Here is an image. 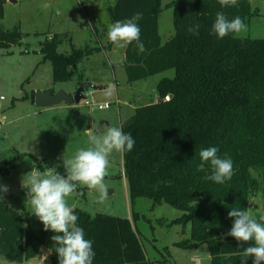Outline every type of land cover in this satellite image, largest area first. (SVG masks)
Masks as SVG:
<instances>
[{"label": "trees", "instance_id": "1", "mask_svg": "<svg viewBox=\"0 0 264 264\" xmlns=\"http://www.w3.org/2000/svg\"><path fill=\"white\" fill-rule=\"evenodd\" d=\"M4 2L0 0V20ZM164 8L173 10V35L162 43L157 25L161 0H114L108 7L113 23L141 14L136 23L145 51L140 52L135 42L124 49L127 82L174 70L172 78L157 83L160 102L138 106L120 121L122 131L135 140L133 149L122 153V177L131 199L147 198L152 206L165 202L181 211L172 223L189 224V238L175 246L192 249L206 244L209 264H241L243 248L254 242L241 243L225 234L234 220L228 212L249 210L251 196L264 190V39L210 34L217 12L229 20L239 16L246 23L255 13L250 0L227 7L218 0H171ZM196 23L201 25L199 35L187 31ZM21 34L17 27L0 26V49L20 44ZM59 43L54 34L40 46L43 61L51 63L53 82L67 81L69 68L92 52L59 53ZM30 96L33 103V91ZM208 147H217L218 156L233 161L230 181L204 179L210 165L198 169L199 152ZM261 215L253 214L257 220ZM77 217L85 238L93 241V264H154L145 256L134 215ZM52 235L44 228L25 227L20 212L0 200V256L20 263L46 248L48 264H59ZM247 264H253L252 257Z\"/></svg>", "mask_w": 264, "mask_h": 264}, {"label": "rangeland", "instance_id": "2", "mask_svg": "<svg viewBox=\"0 0 264 264\" xmlns=\"http://www.w3.org/2000/svg\"><path fill=\"white\" fill-rule=\"evenodd\" d=\"M170 1L161 0L162 10L157 18L162 43L173 35V10L164 8ZM113 4L114 0H83L82 3L79 0H5L2 4L0 26L17 27L22 37L20 44L8 50L0 49V185L9 189L0 200L20 212L25 227L44 228L32 213L27 203V189L21 184L33 166L42 171L55 167L66 175L63 159L89 146L86 132L100 134L109 125L120 126L121 120L133 114L134 107L157 101V83L161 78L174 76V70L169 69L127 82L122 66L125 48L113 44L107 37L109 26L114 24L108 12ZM250 6L255 13L245 23L246 30L235 35L264 39V0H250ZM54 34L60 39L59 53L92 50L75 67L69 68L65 82H53L51 63L43 61L40 53L41 44ZM79 84L87 85L79 103L62 102L38 108L31 102L32 91H43L48 86L75 91ZM109 86L114 88L111 96L106 95ZM105 103H109L108 108L97 107ZM109 160V173L105 177L107 200L99 203L97 191L78 186L68 198L74 214L82 220L96 213L128 219L134 215L133 225L145 256L154 264H209L206 244L192 249L174 245L189 238V224L172 223L181 211L165 202L152 206L150 199H131L122 177V153L113 152ZM12 164L8 172H3ZM249 210L252 215L264 213V190L251 196ZM0 264L27 263L0 256Z\"/></svg>", "mask_w": 264, "mask_h": 264}, {"label": "clouds", "instance_id": "3", "mask_svg": "<svg viewBox=\"0 0 264 264\" xmlns=\"http://www.w3.org/2000/svg\"><path fill=\"white\" fill-rule=\"evenodd\" d=\"M222 7L235 6L238 0H218ZM141 18L136 13L131 19L116 21L110 25L107 37L110 42L126 48L135 42L140 52L145 51V46L140 40L141 30L136 23ZM201 25L196 23L189 26L187 31L199 35ZM246 30V25L241 17L236 16L229 20L223 12H217L215 21L211 25L210 34L224 38L231 34H240ZM114 88L109 86L106 95L111 96ZM94 134L86 132L88 147L79 148L74 156L63 159L66 175H62L55 167H47L43 171L33 166L22 179V187L27 189V203L32 208V213L40 220L45 231H52L55 235L51 240L55 245L59 264H93L96 255L93 250V241L85 238L82 227L77 225L78 217L74 214L73 207L68 204L78 186H86L99 193L98 202L104 203L108 196V187L105 177L109 173V157L113 152L124 153L131 151L135 140L130 133H124L122 126L109 125L106 130ZM217 147H208L199 152L201 163L200 171L205 170V165H210V174L204 176L205 180L223 184L230 181L234 174L233 161L230 158L218 156ZM9 191L7 186L0 185V199ZM228 217L234 218L232 227L226 236L235 238L238 242H254L243 248L241 264H247L250 257L253 264L264 262V215L257 220L248 209L232 208ZM47 259V256L45 257Z\"/></svg>", "mask_w": 264, "mask_h": 264}, {"label": "water", "instance_id": "4", "mask_svg": "<svg viewBox=\"0 0 264 264\" xmlns=\"http://www.w3.org/2000/svg\"><path fill=\"white\" fill-rule=\"evenodd\" d=\"M86 86V84H79L73 94L66 93L63 90H59L57 92L36 91L34 92L33 103L38 108H48L62 102H65L69 105L79 103V101L83 98V91ZM160 101L161 98L158 97L157 102Z\"/></svg>", "mask_w": 264, "mask_h": 264}, {"label": "crops", "instance_id": "5", "mask_svg": "<svg viewBox=\"0 0 264 264\" xmlns=\"http://www.w3.org/2000/svg\"><path fill=\"white\" fill-rule=\"evenodd\" d=\"M51 90L52 91L54 90L55 92H57L59 90H63L66 93H70L71 94V93H73L74 88H68L66 90L59 88V89L55 90V89H53V88H51V87L48 86L47 89H44L43 91H51ZM135 108L136 107H134L133 109H135ZM46 256H47V259H45ZM49 256H50V251L48 249H46V248H41L40 254L38 256H36L35 258H32L30 260L24 261V262L27 263V264H41L42 263L41 258H43L44 259L43 262L45 264H48L49 263Z\"/></svg>", "mask_w": 264, "mask_h": 264}, {"label": "built area", "instance_id": "6", "mask_svg": "<svg viewBox=\"0 0 264 264\" xmlns=\"http://www.w3.org/2000/svg\"><path fill=\"white\" fill-rule=\"evenodd\" d=\"M85 104H89V102L87 101V100H85ZM108 106H109V103H105V104H103V105H101V104H98L97 105V107L99 108V109H102V108H108Z\"/></svg>", "mask_w": 264, "mask_h": 264}]
</instances>
